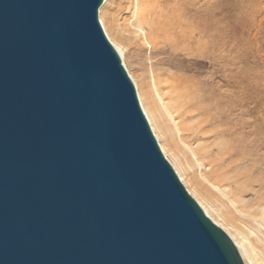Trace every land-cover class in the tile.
<instances>
[{"label":"water","instance_id":"water-1","mask_svg":"<svg viewBox=\"0 0 264 264\" xmlns=\"http://www.w3.org/2000/svg\"><path fill=\"white\" fill-rule=\"evenodd\" d=\"M105 0H0V264H244L152 131Z\"/></svg>","mask_w":264,"mask_h":264},{"label":"bare ground","instance_id":"bare-ground-1","mask_svg":"<svg viewBox=\"0 0 264 264\" xmlns=\"http://www.w3.org/2000/svg\"><path fill=\"white\" fill-rule=\"evenodd\" d=\"M107 1L100 7L103 26L124 60L138 65L132 78L145 79L136 83L140 101L163 149L244 264H264V155L254 158L252 143L234 136L237 127L251 125L229 116L242 108L247 113L252 94L249 77L217 73L224 33L195 12L201 0H125L127 35L115 16L105 17ZM133 28L143 30L149 56ZM207 58L215 66L213 75L197 77Z\"/></svg>","mask_w":264,"mask_h":264},{"label":"rangeland","instance_id":"rangeland-1","mask_svg":"<svg viewBox=\"0 0 264 264\" xmlns=\"http://www.w3.org/2000/svg\"><path fill=\"white\" fill-rule=\"evenodd\" d=\"M124 8L125 0H108L106 3L107 10L105 17L107 16V18H110L115 16L118 19V24L122 33L128 35L129 32L125 30V28L130 18ZM195 12L201 17H204L203 19L209 20L210 22L214 21L219 30L224 33L222 34L221 44L217 51L220 53V57L218 58L221 62L219 66L220 69L217 72L219 77H249L248 87L252 94L249 107L247 108L249 111L245 113L246 108H242L243 111L235 110L229 118L233 121L236 119L239 121L248 119L250 121L251 126L237 127L239 130L234 136L242 138L243 135L247 142L252 143L250 154L254 158L261 157L264 155V0H201L199 4H196ZM99 18L102 23L100 11ZM131 31H137L136 38L138 37L139 41L140 37L139 43L142 44L144 52L149 56L151 47L144 40L143 30L133 28ZM108 38L110 39L109 36ZM110 41L112 42L111 39ZM113 45L115 46L114 43ZM217 52H215V54ZM120 57L134 82L139 97L136 83L137 81L144 82L145 79L139 76L137 81H135L132 78L131 72L135 71L138 74V65L134 60L133 62L132 60L125 61L121 54ZM146 62L150 65L151 59L147 58ZM214 70L215 66L210 62V59L207 58L202 71L196 76L211 77ZM150 125L160 148L176 171L178 177L188 192L205 211V206L201 204L199 197L194 193L190 183L179 171L175 158L171 153L163 149L162 138L153 128L151 122ZM250 199L251 196H248L245 200ZM217 219L222 220L221 217H217Z\"/></svg>","mask_w":264,"mask_h":264}]
</instances>
